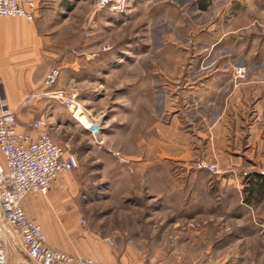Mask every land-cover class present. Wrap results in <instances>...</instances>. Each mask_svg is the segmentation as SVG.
Segmentation results:
<instances>
[{
	"label": "rangeland",
	"instance_id": "obj_1",
	"mask_svg": "<svg viewBox=\"0 0 264 264\" xmlns=\"http://www.w3.org/2000/svg\"><path fill=\"white\" fill-rule=\"evenodd\" d=\"M204 3L208 6L206 10L200 8ZM94 4L92 0V8L77 29V41L70 47L71 51L83 53L80 59L84 70L76 78L67 73L66 79L76 80L77 85L61 88L76 95L81 108L78 120L82 125L73 117L74 122L67 120V108L53 99L54 87H47L51 91L49 95L37 99L38 105L33 107V110H40L39 114L33 113V120L47 119L50 127L57 128L53 136L56 134L68 143L63 148L79 160L75 178L80 186L73 189L71 198L85 211L79 217L81 227L96 230L109 244L120 239V249L125 248L127 237L113 236L115 230L124 233L127 228H134L137 233V229L144 227L147 233L133 238L147 241L144 245L147 251L143 254L151 264H227L228 260L238 258V253L222 247L228 242L231 246L237 244L238 234H233L236 230L229 228L225 235L217 237L206 232L197 240L199 222L184 219V209L175 208L173 201L178 202L181 197L183 202L189 200L188 183L197 181L211 191L212 205H219L229 191L225 193L215 182L227 179L238 186L245 184V195L250 198L247 190L252 186V175H264L251 170L257 158L255 153L262 154L264 159V133L262 138L255 136L251 122L245 125L246 132L239 139L199 141L185 134L186 139L180 143L177 137L182 133L180 129L190 131L185 119L197 111L190 105L197 96L196 87H207L216 73L224 71L223 76L214 78L210 87H253L252 82L264 83V76L259 74L264 60L249 57L256 50L259 52L264 43V0H136L123 13L103 11L91 37L83 38L84 26ZM227 21L229 27L225 28ZM238 24L247 26L242 35L248 36L249 32L256 35L257 44L255 40L249 44L248 55L245 51L237 52L236 34L217 46L224 31L237 28ZM239 69H244V73L239 74ZM11 110L19 120L27 118L25 109ZM54 112L57 121L50 122ZM179 144L183 146L182 153L175 158ZM206 146L211 149L214 164L207 162ZM117 150L120 151L117 154L133 152L141 161L144 159V166L149 168L141 174L143 179L134 182L125 176L133 157L123 155L126 162H119L117 154V158L114 156ZM234 153L245 155L238 157L233 156ZM201 161L216 166L218 173L199 169ZM115 162L123 166L124 173L113 171ZM243 163L245 172H242ZM232 164L239 166H234L238 169L236 173L223 172ZM175 181L183 183L177 188L182 191L180 197L174 194L177 189L172 182ZM216 209L221 213L217 206ZM193 212L197 215L198 208ZM169 213L181 219L159 218ZM144 214L154 216L153 227L159 234L161 232L153 241L148 235L149 225H145ZM216 222L214 219L208 226ZM190 224L192 231L184 230ZM181 233H187L185 238L191 239V245L180 243ZM260 243L264 246V231ZM210 244H213L212 249ZM246 257L250 264L260 260L254 258L252 252L246 253Z\"/></svg>",
	"mask_w": 264,
	"mask_h": 264
},
{
	"label": "crops",
	"instance_id": "obj_2",
	"mask_svg": "<svg viewBox=\"0 0 264 264\" xmlns=\"http://www.w3.org/2000/svg\"><path fill=\"white\" fill-rule=\"evenodd\" d=\"M91 2L92 0H39V9L35 20L32 22L19 17L0 18V107L10 110L18 108L26 110L27 118H22V120L18 118L21 132H33L36 135L30 125L34 118L33 113L39 114L40 110H33V107L38 105L37 99H41V97L49 95L51 92L48 91L47 87L49 86H45L44 82L48 71L52 67H57L60 72L56 85L50 86L54 87L53 91L77 85L76 80L71 79L68 81L66 76L68 74L74 78L80 76V71L84 70L82 68V59H80L83 53L71 51L70 47L77 41V29L82 24L85 14L92 8ZM243 16L239 15V17ZM226 25L225 28H228V21ZM246 27L245 24H238L237 28L233 27L231 30L224 31L222 36L219 37L218 42L220 41V43L217 45L216 42L213 46H219L228 36L236 34L238 37L237 42H233L238 49L237 52L239 53V50L241 52L245 51L248 55L249 44L255 40L256 35L252 34V32H249L248 36L242 35ZM235 31L236 33H234ZM256 39L258 40V38ZM261 45L263 46H261L262 49H259V52L256 50L249 57H253L255 60H264V43ZM247 47L248 50L246 51ZM239 57L241 58L242 56ZM223 73L224 71L216 73L215 77L223 76ZM259 74L264 76V68ZM214 78L208 81L207 87H196L197 91H195V94L197 96L195 100L197 99V103L195 104V100H192L190 105L191 108L196 107L197 111L191 118L188 116L185 119L190 124V131H182L180 129L179 132L181 131L182 133L177 137V140L181 143L188 134L192 135L191 139L194 138L199 141L239 139L246 132L245 125L251 122L253 124L251 130L254 133L255 129V136L258 135V138H262L264 133L262 131L264 130V127H262L264 123V83L252 82L254 83L253 87H210L214 83ZM256 83L259 84L258 87L255 86ZM67 113V120L74 122L71 113L69 111ZM56 118V113L54 112L50 117V122L57 121ZM56 129V127H50L52 137L56 139L55 141H58L60 146H68L69 144L60 140L56 134L53 136L52 132ZM182 147L180 144L177 145V149L174 152L175 158H179L181 155ZM206 149L209 152L207 157L210 160L207 159V162L214 164L213 154L210 153L211 149L207 146ZM116 152L120 153V151H115V155L113 154L115 157ZM119 155L122 158L133 157L131 164H129L130 171H126L125 176L127 178L131 177L135 180L134 182L143 179L144 175L141 176V174L149 168V166H144V159L141 161L137 157L138 155L133 152L124 153L125 157L121 154ZM197 155H200V153H197ZM232 155L244 157L245 154L241 153L243 156H239L238 153L237 155L235 153ZM255 155L257 158L253 160V168L251 170L264 173L262 154L258 155L255 153ZM117 160L120 162L119 158ZM0 162L4 163L1 154ZM118 163H114L113 171L123 172L121 169L123 166ZM245 163H243V166ZM234 166L236 165H228L226 169H223V172L236 173L238 169H235ZM159 170L160 165L157 164V171ZM245 170L244 166L242 172H245ZM75 171L70 175H61L57 185H55V189L47 196L29 194L24 201V208L29 219L44 228L50 246L73 256L90 257L101 264H151L150 261L147 262L145 260L143 254V252L147 251L144 246L147 241L144 239L135 241L133 238L134 235H144L146 232L144 227L137 229V233L133 230L134 228L132 230L127 228L124 233L120 232V230L114 231L113 236L125 235L127 237L125 248L123 249H120V239H116L113 242L114 244H109L96 230L81 227L79 217L85 211L71 198L73 189L80 186L75 178ZM118 181L120 182L121 180ZM199 183L197 181L188 183V189H190L188 194L191 196L189 200L186 199L183 202V197H181L178 202L173 201L175 208L184 209V219L190 222H199L196 230V239L203 238L206 232H210L214 237L225 235L226 231L231 228L236 230L233 234H238L237 244L231 246L230 242H228L221 247L225 251H237L238 258L228 260L227 264H250L246 253L251 252L254 253V258H260V260H254V264H264V254L258 255L264 253V246L260 243L261 234L264 231V197L254 195L248 198L244 191L245 182H243L244 186L242 183L238 186L235 181L232 183L231 179L219 180L215 183L224 188L225 193L229 191L228 195L226 194L218 203L219 207V205H212L211 191L204 189L206 187ZM172 184L177 189L183 183L175 181ZM57 186L62 187L64 192L59 193L56 190ZM181 193L182 191L177 189L174 194H178V197H180ZM216 206L221 210V213L216 209ZM197 208L199 212L196 215L193 211ZM151 215L144 214L143 219L147 220L145 225H149L148 235L151 236L150 239L153 241L154 236L161 235V232L159 234L156 228L153 227L155 218ZM173 216V213H169L168 218L165 216L159 218L164 220H170L171 218H174V220L177 218L181 219V216ZM137 217H132V219H137ZM214 219L218 223L216 222L217 224L214 226H208L210 221L214 222ZM207 220H209L208 223L203 222ZM176 225L174 222V229H176ZM187 228H189L190 232L192 231L191 224L189 226L186 225L184 230H187ZM186 235L187 233H181L179 237L180 243L191 245V239L185 238ZM228 235L231 236V233ZM247 237L251 238L247 239ZM184 238L185 240H183ZM203 241L204 239H202ZM8 242L9 264H35L22 253L12 236L8 238ZM210 246H212V249L213 244H210ZM122 252L125 254L123 255Z\"/></svg>",
	"mask_w": 264,
	"mask_h": 264
},
{
	"label": "built area",
	"instance_id": "obj_3",
	"mask_svg": "<svg viewBox=\"0 0 264 264\" xmlns=\"http://www.w3.org/2000/svg\"><path fill=\"white\" fill-rule=\"evenodd\" d=\"M134 1L95 0L84 26L83 38L91 37L103 11L120 14ZM38 2L0 0V18L19 17L32 22L39 9ZM242 73L244 69H239V74ZM59 76V69H51L44 85L53 86ZM53 99L61 102L80 123L77 113L81 108L76 95L59 89L53 93ZM30 127L36 135L21 132L17 114L0 107V154L4 160V163L0 162V264H9L10 236L35 264H101L90 257L73 256L51 247L44 228L29 219L24 208L26 197L29 194L47 196L55 189L61 175H70L79 167L77 156L55 142L47 119H35ZM117 156L121 162H126L119 154ZM198 168L218 173L216 166L206 161L199 162ZM56 190L64 192L60 186Z\"/></svg>",
	"mask_w": 264,
	"mask_h": 264
},
{
	"label": "trees",
	"instance_id": "obj_4",
	"mask_svg": "<svg viewBox=\"0 0 264 264\" xmlns=\"http://www.w3.org/2000/svg\"><path fill=\"white\" fill-rule=\"evenodd\" d=\"M202 10H206L208 8L207 4H202L200 6ZM252 186L249 187L247 190L250 197H253L254 195H260V197H264V175H259L258 173H255L252 175Z\"/></svg>",
	"mask_w": 264,
	"mask_h": 264
},
{
	"label": "bare ground",
	"instance_id": "obj_5",
	"mask_svg": "<svg viewBox=\"0 0 264 264\" xmlns=\"http://www.w3.org/2000/svg\"><path fill=\"white\" fill-rule=\"evenodd\" d=\"M79 115H80V112L77 113V118H78Z\"/></svg>",
	"mask_w": 264,
	"mask_h": 264
}]
</instances>
